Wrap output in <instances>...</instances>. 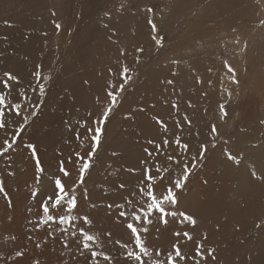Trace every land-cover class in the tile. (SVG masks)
Here are the masks:
<instances>
[{
    "label": "rangeland",
    "instance_id": "1",
    "mask_svg": "<svg viewBox=\"0 0 264 264\" xmlns=\"http://www.w3.org/2000/svg\"><path fill=\"white\" fill-rule=\"evenodd\" d=\"M150 20L164 37L163 47L152 38L157 33ZM133 25L136 30L129 31ZM228 65L239 83L233 82ZM126 69L131 79L124 83L121 73ZM37 71L47 77L41 81L43 96L38 89L32 91ZM5 72L18 78L10 102L27 93L29 99L21 102L29 119L21 139L0 156L5 189L0 193V264H90L89 252L81 254V238L70 235L69 225H64L69 228L66 236L58 223L37 229V222L54 178L66 179V187L79 180L82 161L76 153L87 158L92 145L88 129H94L93 120L110 107L94 167L76 190L78 210L73 213L89 214L93 224L87 230L100 237L96 250L111 255V264H126L117 241L132 247L126 224L145 227L131 217L133 209L142 206L138 189L144 169L151 168L157 190L163 191L183 175L187 164L191 174L177 191L178 202L166 208L177 215L167 216V223L159 214L150 217L148 232H141L146 245L166 255L178 244L186 257L182 264H264V0H0V79ZM220 105L228 113L224 120ZM145 107L146 116L140 113ZM6 119L0 149L23 124L14 114ZM213 124L215 137L210 132ZM177 138L188 144L187 151L177 147ZM29 143L36 148L42 174L24 146ZM201 144L207 145L203 158ZM249 144L253 161L244 157ZM225 149L242 156L241 163L228 160ZM61 161L68 178L59 170ZM212 170L208 179H201ZM160 176L166 178L160 182ZM122 183L124 188L119 187ZM110 203L111 209L105 207ZM117 204L124 205L127 219L119 217ZM181 212L194 217L196 225L185 221ZM197 243L203 244V259L195 256ZM17 251L26 258H17Z\"/></svg>",
    "mask_w": 264,
    "mask_h": 264
},
{
    "label": "snow or ice",
    "instance_id": "2",
    "mask_svg": "<svg viewBox=\"0 0 264 264\" xmlns=\"http://www.w3.org/2000/svg\"><path fill=\"white\" fill-rule=\"evenodd\" d=\"M151 11V9H148ZM51 15L54 17L56 13L53 11ZM7 23V22H6ZM149 25L153 33H157L152 38L155 42H157L158 47H163L164 37L158 35L159 29L156 23L152 20L149 21ZM61 27L60 24H55V28L59 30ZM107 27V25H105ZM115 35V32H113ZM7 39V37H4ZM138 51H142V49H138ZM121 54L123 55V49L121 50ZM39 67V66H37ZM229 73L233 77L234 83H239L238 79L236 78L235 70L228 65ZM129 69L123 70L121 73V78L126 83L131 77L128 75ZM37 79V85L33 86L32 91L36 92L38 89V94L43 96L45 94V85L41 81L43 79H47V77H41L40 73L37 71L34 73ZM13 83H18V78L13 75L12 73L5 72L3 79H0V84H2V89H0V130L5 129L8 124V120L6 116L15 115L16 117H20L23 120V124L20 125L19 128L15 129V135L12 137L11 143L7 139L4 140V147L0 149V156H3L7 153L10 149H13L14 145H16L17 140L21 139V133L25 131V126L28 124V108L21 102L22 100L29 99L27 97V93L19 94V98L16 102H10V96L13 90ZM124 83L119 86V91H123ZM169 84L173 83L172 81H168ZM110 87H113L110 85ZM108 95L112 98L116 99V94L113 92H109ZM116 102L112 103V106L115 105ZM33 107L38 108L39 105H34ZM174 108L178 107L177 105H173ZM220 119L224 120L228 113L225 110L224 105H220ZM111 112V107L102 115L99 119L93 120V124H95V128H89L88 133L92 141L91 151L87 153V158L80 155V153H76L77 159L82 161V164L79 167V180L72 184L70 187H66V179H62L61 177L57 176L54 178V187L52 194L45 195L44 201L41 204L42 216L40 217L39 221L37 222V229H39V225H49L50 222L58 223L60 226V231H62L66 236L69 234V228L64 227V225H69L71 228L70 235L72 237L79 236L81 239L78 241V246L80 248L81 254L87 251L89 252V261L90 264H100V259L102 258L103 261L111 262L113 261V257L103 251H97L96 248L101 247L98 243L100 237L99 235H93L87 229L91 228L93 222L90 219L89 214H78L73 215V213L77 212L78 210V197L76 195L77 188L85 183V174L88 173L92 167H94L93 158L97 155L98 149L101 147L102 140L104 137V126L109 120ZM32 117L37 115L36 111H32L30 113ZM185 120L190 124L188 121L187 116H185ZM158 123H163L162 121H157ZM264 123V121H261ZM211 135L215 137L218 134V130L215 124L211 126ZM77 138L79 139V133H77ZM87 139V137H86ZM149 143H154L153 141H149ZM164 144L167 145L168 141L165 139ZM175 144L178 148H182L184 151L188 150V144L183 143L179 138L176 139ZM27 149L31 151L32 157L35 160L36 169L39 173H43L44 169L41 165L39 156L37 154L36 148L33 144L29 143L24 145ZM215 147V143L212 145ZM159 148V145H157ZM207 151V145L201 144L200 145V158H203L204 154ZM145 152L148 153V149H145ZM149 156L151 155L148 153ZM113 156H116L117 153L113 152ZM226 158L230 161H233L236 165H239L243 159L242 156L233 155L229 150L225 149ZM169 161H174L177 165L180 164V161L175 157L169 156ZM195 160V157L193 158ZM192 168L195 167V164L191 165ZM60 172L64 178H68L70 173L65 169L64 162H60ZM134 171V170H133ZM161 171V169L157 168V172ZM168 171V170H165ZM10 175L12 173H9ZM190 167L187 164L183 165V175L179 178H175L170 181L167 187L163 191H158L156 187L157 177L152 175L151 168L144 169V177L143 182L141 183L140 188L138 189V194L140 197V204L142 205L139 208H134L131 217L137 224L143 223L145 227L138 228L134 225V223L129 222L126 224L127 229L130 230L132 234V247H129L128 244H120L117 241V244L120 245L124 252L121 253L123 259L125 260L126 264H182L183 261L186 260V257L182 254L181 248L178 244H174L172 251L167 252V254H163L159 249H152L146 245V242L141 238V232L147 233L148 227L147 225L152 223L150 217L154 214H159L160 220L163 223H167L166 217L169 215L175 216L177 213L172 212L169 213L166 211V208L171 205L175 206L177 204V191L182 189L185 184L187 183L188 177L190 176ZM166 177L160 176L159 181L162 182ZM254 178L256 174L254 173ZM40 177L37 176V180L39 181ZM120 188H124V184L122 183ZM5 189L3 188L2 182H0V193H3ZM38 193H33L35 197ZM129 205H131V201H128ZM96 207L95 204L92 205ZM103 206V205H102ZM105 207L111 209L113 205L110 203ZM116 207L121 209L119 211V217L127 219L128 213L124 211L123 204H117ZM60 210H64V215H59L58 217L53 215V212H58ZM181 217L188 223H190L193 227L196 225V220L189 214L186 213H179ZM31 222V221H30ZM78 223H82L84 227H77ZM49 235H53L49 233ZM110 236L111 233H108ZM176 236H180V233H175ZM187 239H191L189 233L185 232L183 234ZM46 242V241H45ZM64 246L67 247V240L64 241ZM37 247H40V244H37ZM214 252L213 249L208 250V254L212 255ZM17 258H26V254L23 251H17L15 253ZM195 256L201 257L202 259L205 258L204 251H203V244L197 243ZM215 257L213 256V259ZM195 259V257H193ZM33 264H39V261H33ZM198 264V262H197Z\"/></svg>",
    "mask_w": 264,
    "mask_h": 264
},
{
    "label": "bare ground",
    "instance_id": "3",
    "mask_svg": "<svg viewBox=\"0 0 264 264\" xmlns=\"http://www.w3.org/2000/svg\"><path fill=\"white\" fill-rule=\"evenodd\" d=\"M137 25H138V23H137ZM133 28H136L135 27V25H133L132 26V28H131V30H129V31H135L136 29H133ZM144 32V31H143ZM142 34V33H141ZM133 35V34H132ZM145 39V38H144ZM140 42H142V41H140ZM149 44V43H148ZM144 46V45H143ZM146 46V45H145ZM141 47V46H140ZM142 52V51H141ZM143 53V52H142ZM149 53H151V52H149ZM210 60H212V59H210ZM168 62V61H167ZM219 65V64H218ZM175 66V65H174ZM208 67V66H207ZM212 68V67H211ZM174 69V68H173ZM208 69V68H207ZM207 69H206V71H207ZM180 70V69H179ZM211 70V69H210ZM163 72H165V71H163ZM180 74V73H179ZM184 74H185V71H184ZM154 75V74H153ZM166 77V76H165ZM170 77V76H169ZM154 84V83H153ZM152 84V85H153ZM161 84V83H160ZM155 85V84H154ZM156 86V85H155ZM151 87V86H150ZM157 87H159V85L157 86ZM163 87V86H162ZM160 88V87H159ZM98 89V88H97ZM86 90V89H85ZM87 92V91H86ZM153 92V91H152ZM163 93V92H162ZM172 93V92H171ZM84 94V93H83ZM98 94V93H97ZM178 94V93H177ZM85 95H86V93H85ZM150 95V94H149ZM85 97V96H84ZM151 97V96H150ZM171 97V96H170ZM148 99V98H147ZM163 101H164V99H163ZM135 102V101H134ZM157 102V101H156ZM160 101H159V99H158V103H159ZM146 108V107H145ZM148 108V107H147ZM147 108L146 109H144V110H142L141 109V111H140V113L142 112V114L144 115V116H146L147 114V112H149L148 110H147ZM160 126V125H159ZM248 137V136H247ZM166 139V138H165ZM236 139L237 140H242L243 141V139H242V137H241V135H236ZM244 142V141H243ZM222 144H224V143H221L220 145H222ZM250 148H253V145H251V144H249L247 147L245 146V149H244V151H245V154H244V157L246 158V159H249V160H251V161H253L254 160V158H255V152H252L253 153V155H252V153L250 152ZM257 148V147H256ZM251 151H255V150H251ZM205 156V155H204ZM207 160V159H206ZM205 169V168H204ZM207 172V174H205L201 179H203V180H206V179H208V177L211 175V174H208V173H213L214 171L212 170V171H206ZM198 175H202V173H199ZM197 178V177H196ZM212 181V180H211ZM197 182V181H196ZM210 185V184H209ZM206 192V191H205Z\"/></svg>",
    "mask_w": 264,
    "mask_h": 264
}]
</instances>
